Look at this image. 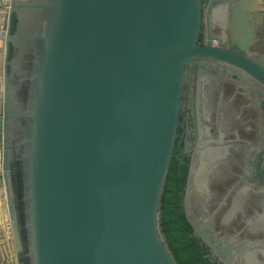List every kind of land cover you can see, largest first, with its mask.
<instances>
[{"label": "water", "instance_id": "1", "mask_svg": "<svg viewBox=\"0 0 264 264\" xmlns=\"http://www.w3.org/2000/svg\"><path fill=\"white\" fill-rule=\"evenodd\" d=\"M203 0H53L39 36L21 157L32 264H177L158 225L185 68L197 55ZM0 0V182L13 245L23 249L8 157L12 15ZM0 13V15H1ZM232 60L231 57H227ZM246 68L250 69L246 66ZM251 70V69H250Z\"/></svg>", "mask_w": 264, "mask_h": 264}, {"label": "flooded vegetation", "instance_id": "2", "mask_svg": "<svg viewBox=\"0 0 264 264\" xmlns=\"http://www.w3.org/2000/svg\"><path fill=\"white\" fill-rule=\"evenodd\" d=\"M50 2L26 0L14 12L6 144L13 174L22 173V196L16 194L18 206L23 204V249L18 252L14 245L12 251L1 242L5 264H32L21 160L27 148L18 147L28 122L18 115L32 105L30 78L50 18L40 5ZM198 44L214 46L223 56L201 54L186 65L172 155L174 183H185L184 208L206 256L218 264H264V0H203ZM13 184L17 190V178Z\"/></svg>", "mask_w": 264, "mask_h": 264}, {"label": "trees", "instance_id": "3", "mask_svg": "<svg viewBox=\"0 0 264 264\" xmlns=\"http://www.w3.org/2000/svg\"><path fill=\"white\" fill-rule=\"evenodd\" d=\"M17 15H12L11 33L16 30ZM11 54L9 55V59ZM172 159L165 179L162 191L158 225L162 238L166 241L168 249L177 264H218L215 260L206 256L204 245L195 235V228L187 215L183 204V185L184 181H178L175 185L172 174ZM18 180L19 186L15 192L22 196V173L19 169L13 174V181ZM19 210H23L22 202ZM23 216H21L22 218Z\"/></svg>", "mask_w": 264, "mask_h": 264}, {"label": "crops", "instance_id": "4", "mask_svg": "<svg viewBox=\"0 0 264 264\" xmlns=\"http://www.w3.org/2000/svg\"><path fill=\"white\" fill-rule=\"evenodd\" d=\"M4 15H5L4 10H2V13L0 15V30L4 23V18H5ZM4 54H5V49L3 46V41L0 37V68L2 65V59L4 58ZM1 77H2V74L0 75V79ZM0 90H2V88ZM4 193H5V190H4L3 184H1L0 182V243L7 242L9 248L13 251L14 243H13L12 232L10 228L8 227L9 218H8L6 198L4 196Z\"/></svg>", "mask_w": 264, "mask_h": 264}, {"label": "rangeland", "instance_id": "5", "mask_svg": "<svg viewBox=\"0 0 264 264\" xmlns=\"http://www.w3.org/2000/svg\"><path fill=\"white\" fill-rule=\"evenodd\" d=\"M0 13H1V10H0ZM0 75H1V68H0ZM1 87H2V84H1V81H0V89H1ZM0 170H1V168H0Z\"/></svg>", "mask_w": 264, "mask_h": 264}, {"label": "built area", "instance_id": "6", "mask_svg": "<svg viewBox=\"0 0 264 264\" xmlns=\"http://www.w3.org/2000/svg\"><path fill=\"white\" fill-rule=\"evenodd\" d=\"M0 264H5V262L2 259H0Z\"/></svg>", "mask_w": 264, "mask_h": 264}, {"label": "bare ground", "instance_id": "7", "mask_svg": "<svg viewBox=\"0 0 264 264\" xmlns=\"http://www.w3.org/2000/svg\"><path fill=\"white\" fill-rule=\"evenodd\" d=\"M4 10V9H3ZM4 14H5V10H4ZM2 59V58H1Z\"/></svg>", "mask_w": 264, "mask_h": 264}]
</instances>
